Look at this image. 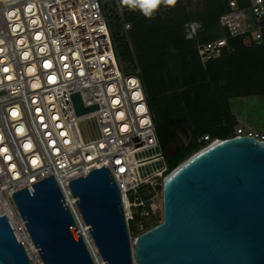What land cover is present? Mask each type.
<instances>
[{"label": "built area", "instance_id": "1", "mask_svg": "<svg viewBox=\"0 0 264 264\" xmlns=\"http://www.w3.org/2000/svg\"><path fill=\"white\" fill-rule=\"evenodd\" d=\"M229 3L219 18L227 35L198 45L204 63L232 50L229 38L264 47V0ZM120 5L0 0V215L33 264H39L34 243L13 195L51 175L78 225L84 220L69 181L102 166L121 191L131 240L162 220L163 173L171 166L163 149L143 156L161 144L140 69L125 66L113 38L112 10ZM191 28L190 38L197 33ZM76 93L84 107L97 108L79 114ZM89 119L98 135L86 139L80 124ZM235 136L264 140V132L242 127ZM209 140L208 134L198 137L199 143ZM151 162L160 166L147 172Z\"/></svg>", "mask_w": 264, "mask_h": 264}, {"label": "water", "instance_id": "2", "mask_svg": "<svg viewBox=\"0 0 264 264\" xmlns=\"http://www.w3.org/2000/svg\"><path fill=\"white\" fill-rule=\"evenodd\" d=\"M79 114L84 107L73 95ZM166 156L172 154L164 149ZM93 243L108 264H264V140L212 139L163 173V217L131 240L121 191L107 166L69 181ZM40 264H95L53 175L17 191ZM0 264H33L0 215Z\"/></svg>", "mask_w": 264, "mask_h": 264}, {"label": "trees", "instance_id": "3", "mask_svg": "<svg viewBox=\"0 0 264 264\" xmlns=\"http://www.w3.org/2000/svg\"><path fill=\"white\" fill-rule=\"evenodd\" d=\"M192 1L198 2L199 7L200 1H205V5L191 11H186L183 7L180 16L172 17V19L160 14H154L152 18L136 14L127 20L134 24L131 37L136 48L140 76L146 91L147 88H152L158 93L180 90V92H186V98L190 105L189 112L185 115L168 118L164 132L160 133V144L163 147L169 123L183 122L194 131V138L190 146L184 149L175 161L168 158L171 167L177 164L190 150L201 144L198 142L200 136L208 134L211 140L235 136L236 130L232 135H228L222 131H210L208 129L211 128L210 125L199 127L198 121L202 120L200 116H206L204 105L199 103L204 101V96H212L215 98V103L218 104L219 101L216 98L220 95L219 91L227 88L228 95L224 100L228 103L231 113L229 103L231 97L260 91L264 94L263 46L247 45L242 38L235 37L229 38V44L233 49L226 50L221 57L204 63L199 56V44L227 35V30L221 27L219 18L230 10V0H176L174 6L186 5ZM115 11L112 10L111 28L118 54L123 61V58L127 57L131 50L126 36L117 31L116 27L114 28L113 20H120V16ZM193 21L200 22L201 26L195 36L188 38L185 27ZM235 73L244 74L241 80L246 82V85L252 81V85H249L242 93L238 90L239 93H235V87L239 84V79L234 77ZM218 81H222L224 84L214 85ZM190 90L195 92L194 95ZM148 100L151 107L149 97ZM206 113L208 114V110ZM215 114L217 115V112ZM230 116L235 121L232 113Z\"/></svg>", "mask_w": 264, "mask_h": 264}, {"label": "rangeland", "instance_id": "4", "mask_svg": "<svg viewBox=\"0 0 264 264\" xmlns=\"http://www.w3.org/2000/svg\"><path fill=\"white\" fill-rule=\"evenodd\" d=\"M189 1V0H188ZM190 3V4H188ZM186 5H176V6H164L161 4L159 8L154 12V14H160L162 16H169L170 19L177 18V16H180L181 11L183 10V7L186 11H191L196 8H201L205 5V1H200V7L198 5V2L192 1L188 2ZM119 16L120 20H113L114 28L116 27V30L120 33L122 32L130 45L131 52L127 57L123 58V61L125 63L126 67H137L140 69V65L138 62L137 54H136V48L134 45V42L132 40L131 34L133 29V22H128V18H132L136 14H139L141 16H144L142 12L139 9L136 10H130L125 5H120L115 11ZM153 14V15H154ZM145 17V16H144ZM191 24H193L197 28V32L200 29V22H190L185 27V32L188 35L193 31L191 28ZM195 36V35H194ZM190 38V37H188ZM264 53V51H263ZM130 61H132L130 63ZM134 64V66H132ZM234 77L236 79H239V84L237 87H235V93H242L246 88H248L249 85H252V81L249 82L248 85H246V82H243L241 80L242 77H244L243 73H235ZM224 82L227 80H223ZM223 85L224 83L222 81H218L214 83V85ZM227 89V88H226ZM226 89H222L219 91L220 95L217 96L218 104L215 103V98L212 96H204L202 102H199L202 104L203 107H205V114L206 116L202 115V120L198 121L199 127H204L210 125L211 128H208L210 131H222L228 135H232L235 130H237L239 127L245 128V129H253L256 131H262L264 132V94L262 91L258 93L253 94H243L238 96H233L230 99V105L232 106V111L238 116L239 119L243 121V124H241L239 121L235 119V121L232 120V117L230 116V111L228 107V103L224 100L227 97V91ZM239 92H238V91ZM190 92L194 95V91L190 90ZM191 94V95H192ZM147 95L150 99L151 108L154 114V119L156 123L157 128V134L160 140V133L164 132V129L166 128L167 119L170 117H175L179 115H185L189 112V102L186 98V92H180V90H172L170 92H164L158 93L155 92L152 88H147ZM184 95V96H183ZM183 97V98H182ZM223 100V101H222ZM221 101V102H220ZM216 108V109H215ZM208 110V114L206 113ZM231 110V108H230ZM200 112V110H199ZM217 112V115L215 114ZM216 125V126H215ZM80 131L84 138L91 139L95 138L98 135V126L93 119H89L84 121L80 124ZM163 147L157 148L155 150H149L143 156H150L152 154H155L156 152L163 151ZM160 163L157 162H151L146 166V171H152V169H155L156 167H159Z\"/></svg>", "mask_w": 264, "mask_h": 264}, {"label": "flooded vegetation", "instance_id": "5", "mask_svg": "<svg viewBox=\"0 0 264 264\" xmlns=\"http://www.w3.org/2000/svg\"><path fill=\"white\" fill-rule=\"evenodd\" d=\"M194 138L193 129L183 122L169 123L167 137L163 143V149L167 148L175 161L184 149L188 148Z\"/></svg>", "mask_w": 264, "mask_h": 264}, {"label": "clouds", "instance_id": "6", "mask_svg": "<svg viewBox=\"0 0 264 264\" xmlns=\"http://www.w3.org/2000/svg\"><path fill=\"white\" fill-rule=\"evenodd\" d=\"M130 10L139 9L146 18H152L161 4L174 6L176 0H121Z\"/></svg>", "mask_w": 264, "mask_h": 264}, {"label": "bare ground", "instance_id": "7", "mask_svg": "<svg viewBox=\"0 0 264 264\" xmlns=\"http://www.w3.org/2000/svg\"><path fill=\"white\" fill-rule=\"evenodd\" d=\"M89 228H90V225H87L85 223H82L81 225H79L80 232L83 234L84 237L87 238V240L90 242V244L93 248L95 264H108V262L103 260V258L98 253V249L96 248V246L93 243L92 235H91ZM31 249L33 252H35V256L37 257V262H39V264H40L42 262V258L40 256V252H39L38 247H36V245L33 244V245H31Z\"/></svg>", "mask_w": 264, "mask_h": 264}, {"label": "crops", "instance_id": "8", "mask_svg": "<svg viewBox=\"0 0 264 264\" xmlns=\"http://www.w3.org/2000/svg\"><path fill=\"white\" fill-rule=\"evenodd\" d=\"M230 99H232V98H230ZM230 101V100H229ZM150 105V104H149ZM151 108V107H150ZM230 108H231V112H232V115H234V117H235V119L237 120V121H239L241 124H243V121L241 120V119H239L238 118V116L232 111V106L230 105ZM151 110H152V108H151ZM154 115V114H153ZM262 132V131H261Z\"/></svg>", "mask_w": 264, "mask_h": 264}]
</instances>
